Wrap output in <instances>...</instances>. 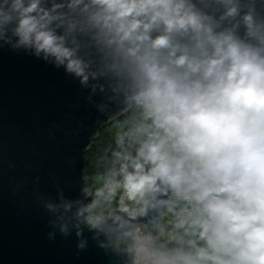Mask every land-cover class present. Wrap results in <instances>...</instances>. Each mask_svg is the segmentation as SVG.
I'll use <instances>...</instances> for the list:
<instances>
[{
    "label": "clouds",
    "instance_id": "9594fccd",
    "mask_svg": "<svg viewBox=\"0 0 264 264\" xmlns=\"http://www.w3.org/2000/svg\"><path fill=\"white\" fill-rule=\"evenodd\" d=\"M119 112L47 238L120 264H264V0H0V47ZM94 97H99L94 100Z\"/></svg>",
    "mask_w": 264,
    "mask_h": 264
},
{
    "label": "water",
    "instance_id": "95a60500",
    "mask_svg": "<svg viewBox=\"0 0 264 264\" xmlns=\"http://www.w3.org/2000/svg\"><path fill=\"white\" fill-rule=\"evenodd\" d=\"M61 69L0 47V264H120L119 253L75 238H47L49 216L38 197L79 195L85 153L100 130L121 117L99 116ZM99 97H94L98 100Z\"/></svg>",
    "mask_w": 264,
    "mask_h": 264
},
{
    "label": "trees",
    "instance_id": "16d2710c",
    "mask_svg": "<svg viewBox=\"0 0 264 264\" xmlns=\"http://www.w3.org/2000/svg\"><path fill=\"white\" fill-rule=\"evenodd\" d=\"M123 119V117L117 118L115 121L110 123L109 125H106L103 127L98 137L93 140L92 145L90 148L86 151L85 157H86V167H85V176L88 181L92 182H99V177L96 174L97 170L95 168V158L100 154L105 144H107L111 139V134L115 127L119 124V122Z\"/></svg>",
    "mask_w": 264,
    "mask_h": 264
}]
</instances>
